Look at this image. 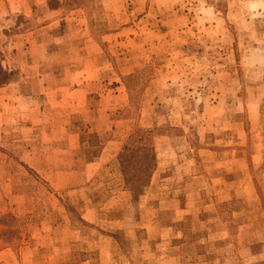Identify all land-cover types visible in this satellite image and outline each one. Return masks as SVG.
<instances>
[{"label":"rangeland","instance_id":"rangeland-1","mask_svg":"<svg viewBox=\"0 0 264 264\" xmlns=\"http://www.w3.org/2000/svg\"><path fill=\"white\" fill-rule=\"evenodd\" d=\"M0 64V264H264V0H0Z\"/></svg>","mask_w":264,"mask_h":264},{"label":"trees","instance_id":"trees-1","mask_svg":"<svg viewBox=\"0 0 264 264\" xmlns=\"http://www.w3.org/2000/svg\"><path fill=\"white\" fill-rule=\"evenodd\" d=\"M10 80L11 72H7L0 64V86ZM151 133L152 130L142 128L132 132L117 156L124 185L134 199L143 193L156 167V151ZM91 141L94 142V140ZM92 153L88 161H92L99 155V151Z\"/></svg>","mask_w":264,"mask_h":264}]
</instances>
